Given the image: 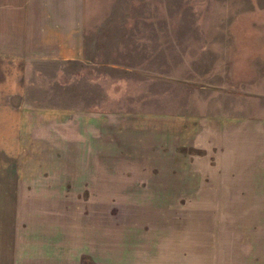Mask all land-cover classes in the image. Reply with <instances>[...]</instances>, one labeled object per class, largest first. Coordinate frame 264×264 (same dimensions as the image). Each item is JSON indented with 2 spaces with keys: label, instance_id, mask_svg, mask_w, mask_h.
Masks as SVG:
<instances>
[{
  "label": "rangeland",
  "instance_id": "1",
  "mask_svg": "<svg viewBox=\"0 0 264 264\" xmlns=\"http://www.w3.org/2000/svg\"><path fill=\"white\" fill-rule=\"evenodd\" d=\"M81 4L84 57L30 62L0 123V264H259L264 209L192 128L264 116V0Z\"/></svg>",
  "mask_w": 264,
  "mask_h": 264
},
{
  "label": "crops",
  "instance_id": "2",
  "mask_svg": "<svg viewBox=\"0 0 264 264\" xmlns=\"http://www.w3.org/2000/svg\"><path fill=\"white\" fill-rule=\"evenodd\" d=\"M81 1L0 0V123L9 133V138L12 135L14 138L19 137L22 107L13 105L8 98L26 95V73L30 62L78 60L84 57L86 12L83 4L80 5ZM88 111L95 116L96 122L105 120L104 114L107 111L103 107L98 111ZM215 117L211 118L217 121L215 123H207L204 118H198L196 127L192 126V130L201 129L200 121L204 125L199 147L205 143L216 148L220 168L225 166L235 171L231 175L248 178L245 197L247 202L254 203L249 207L264 209V116ZM93 136L89 135L92 139ZM254 223L259 225V232L252 234L258 235L257 240L262 241V245L264 217ZM251 257L255 262L264 264V247Z\"/></svg>",
  "mask_w": 264,
  "mask_h": 264
}]
</instances>
